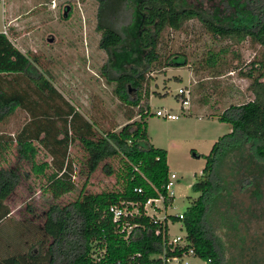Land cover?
I'll list each match as a JSON object with an SVG mask.
<instances>
[{"label":"trees","instance_id":"16d2710c","mask_svg":"<svg viewBox=\"0 0 264 264\" xmlns=\"http://www.w3.org/2000/svg\"><path fill=\"white\" fill-rule=\"evenodd\" d=\"M91 1L97 5V47L107 56L100 75L107 84H113L112 94L121 104L137 108L138 120L131 121L129 116L118 131L104 132L93 140L92 123L64 101L43 75L36 74L28 58L0 33V76L12 77L16 84L22 76L34 86L30 92H7L0 80V122L16 108L29 116L6 143H14L16 161L29 164L33 174H42L48 167L53 170L46 178L53 199L74 188L66 152L75 140L86 151L88 173L108 158H120L122 191L84 195L63 207H50L38 228L36 243L24 253L0 258V264H160L150 258L160 241V234L155 235L158 226L141 214L145 200L164 195L168 175L166 152L148 143L145 123L149 116L145 75L159 61L160 35L165 29L179 31L185 23L196 20L215 39L234 45L248 40L264 49V0H222L223 10L207 12L189 7L184 0ZM185 65L183 56H173L161 67ZM244 71L239 75L249 81L253 98L230 105L217 116V121L229 125L230 131L219 137L204 157L200 177L191 186L198 196L185 208L181 220L189 247L207 264H224L220 240L209 225L215 199L222 197L223 185L229 184L220 170L227 167L229 178L240 171L247 177L264 172V54ZM40 104L46 109L42 111ZM33 144L46 152L48 164L32 163ZM105 174H111L106 166ZM21 178L16 168L0 169V221L8 214L3 202ZM126 203L139 206V215L128 220L136 225L128 243L108 213L109 207Z\"/></svg>","mask_w":264,"mask_h":264},{"label":"rangeland","instance_id":"374dc122","mask_svg":"<svg viewBox=\"0 0 264 264\" xmlns=\"http://www.w3.org/2000/svg\"><path fill=\"white\" fill-rule=\"evenodd\" d=\"M184 1L189 7L205 12L223 10L222 0ZM66 6L70 9L63 17ZM96 8L91 0H0V33L5 32L13 47L31 62L35 73L43 75L64 101L92 123L93 140L104 132L118 131L129 116L131 121L138 120L137 108L121 104L112 94L113 84H107L100 75L107 56L97 47L100 34L95 31ZM262 53L264 49L248 40L234 45L215 39L196 20L185 23L179 31L165 29L160 35L159 61L145 75V90L148 99L152 97L145 123L148 143L166 152L168 172L177 177L167 214L183 213L198 196L191 186L200 177L204 157L212 144L230 131L229 125L219 123L211 115L252 100L249 81L239 74L252 61L260 60ZM173 56H183L186 65L161 67ZM172 76H179L180 80ZM12 79L0 76L7 92L11 89L30 92L34 88L25 77L18 76L17 84ZM180 87L190 91L186 114L178 115L175 121L156 118L153 113L161 107H172L177 113L173 96ZM156 90L167 94L157 97ZM144 104L143 99L140 107ZM39 108L46 109L41 104ZM28 117L16 108L0 122V169L16 168L22 175L13 193L3 202L8 214L0 221V258L24 253L36 243L38 228L50 207H63L84 195L119 193L123 188L120 158H108L88 173L86 151L75 140L66 152L74 188L53 199L46 187V178L53 170L48 167L42 174H33L29 164L16 161L14 143H6L15 137ZM33 147L32 163L48 164L46 152L36 144ZM105 166L111 174H105ZM244 174L240 171L229 178L227 167L220 170L229 184H222V197L215 199V208L209 216V225L222 246L224 264H264V172L261 176ZM170 234H184L179 222L170 225Z\"/></svg>","mask_w":264,"mask_h":264},{"label":"built area","instance_id":"2783aa9c","mask_svg":"<svg viewBox=\"0 0 264 264\" xmlns=\"http://www.w3.org/2000/svg\"><path fill=\"white\" fill-rule=\"evenodd\" d=\"M2 34L5 35V32H2ZM174 101L177 104V113L167 108H161L156 110L153 115L165 121H175L178 115L186 114L190 106V91L186 87L178 88L174 95ZM176 180L177 177L174 174L168 173L167 181L164 185V195H157L156 198L147 199L141 206L142 216L149 223L158 226L155 230V235L160 234V241L156 245V253L152 254L150 258L159 261L160 264H207L189 247L185 232L182 236H172L170 234V225L175 222L181 224L183 219V213L174 216L167 214V210L173 202L171 188ZM135 191L139 193V190ZM138 207L136 203H126L108 208L112 222L117 224L119 234H123V240L127 243L130 240L132 230L136 228V225L130 224L128 220L139 215ZM120 221L122 223L118 224Z\"/></svg>","mask_w":264,"mask_h":264},{"label":"crops","instance_id":"0c3cea01","mask_svg":"<svg viewBox=\"0 0 264 264\" xmlns=\"http://www.w3.org/2000/svg\"><path fill=\"white\" fill-rule=\"evenodd\" d=\"M1 32V31H0ZM173 78H174V80H180V77L179 76H172ZM156 93H159V92H157V90H156ZM166 94H167V92H164V91H161V93H159V95L157 96V97H160V98H163V97H165L166 96ZM152 100V97H149V99H148V101H147V103L149 104L150 103V101ZM163 100V99H162ZM173 100H174V96H173ZM162 108V107H161ZM167 109H170L171 111H172V107H169L168 106V108ZM203 110H204V108H203ZM173 112V111H172ZM218 115H220V114H215V115H211V116H213V118H215L216 120H217V116ZM209 116V115H208ZM169 173V172H168ZM170 174V173H169Z\"/></svg>","mask_w":264,"mask_h":264},{"label":"flooded vegetation","instance_id":"af4514ba","mask_svg":"<svg viewBox=\"0 0 264 264\" xmlns=\"http://www.w3.org/2000/svg\"><path fill=\"white\" fill-rule=\"evenodd\" d=\"M69 9H70V8H69L68 6H66V8L64 9V13H65V12L67 13V12L69 11Z\"/></svg>","mask_w":264,"mask_h":264},{"label":"water","instance_id":"95a60500","mask_svg":"<svg viewBox=\"0 0 264 264\" xmlns=\"http://www.w3.org/2000/svg\"><path fill=\"white\" fill-rule=\"evenodd\" d=\"M65 15H66V12L63 14V17H65ZM50 41V40H49Z\"/></svg>","mask_w":264,"mask_h":264}]
</instances>
